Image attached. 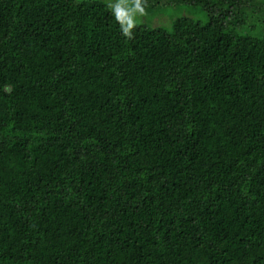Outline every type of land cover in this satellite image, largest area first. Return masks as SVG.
I'll return each instance as SVG.
<instances>
[{"label":"trees","instance_id":"trees-1","mask_svg":"<svg viewBox=\"0 0 264 264\" xmlns=\"http://www.w3.org/2000/svg\"><path fill=\"white\" fill-rule=\"evenodd\" d=\"M174 2L0 0V264H264V2Z\"/></svg>","mask_w":264,"mask_h":264},{"label":"rangeland","instance_id":"rangeland-1","mask_svg":"<svg viewBox=\"0 0 264 264\" xmlns=\"http://www.w3.org/2000/svg\"><path fill=\"white\" fill-rule=\"evenodd\" d=\"M108 1L109 0H104ZM264 0H254V2ZM180 16H189L194 19L206 22L208 17L203 7L193 6L188 4L175 3L174 0H147L146 15L142 18H137V24H146L149 26H161V27H171L172 20ZM262 22L260 17L251 15L247 17V25L255 28L257 26V31L264 34V22Z\"/></svg>","mask_w":264,"mask_h":264},{"label":"clouds","instance_id":"clouds-1","mask_svg":"<svg viewBox=\"0 0 264 264\" xmlns=\"http://www.w3.org/2000/svg\"><path fill=\"white\" fill-rule=\"evenodd\" d=\"M107 7L119 24L122 35L128 40L133 39L137 18L146 15L147 0H109Z\"/></svg>","mask_w":264,"mask_h":264}]
</instances>
